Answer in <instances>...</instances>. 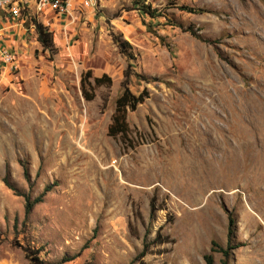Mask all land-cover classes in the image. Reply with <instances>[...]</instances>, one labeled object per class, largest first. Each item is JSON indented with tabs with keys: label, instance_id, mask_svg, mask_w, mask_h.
Masks as SVG:
<instances>
[{
	"label": "rangeland",
	"instance_id": "obj_1",
	"mask_svg": "<svg viewBox=\"0 0 264 264\" xmlns=\"http://www.w3.org/2000/svg\"><path fill=\"white\" fill-rule=\"evenodd\" d=\"M25 11L0 9V260L30 264L29 248L49 264H132L158 231L167 243L145 264H204L211 241L236 247L225 264H264V0H94L48 28ZM122 86L146 94L127 148L106 135ZM45 186L24 217L23 196Z\"/></svg>",
	"mask_w": 264,
	"mask_h": 264
},
{
	"label": "trees",
	"instance_id": "obj_2",
	"mask_svg": "<svg viewBox=\"0 0 264 264\" xmlns=\"http://www.w3.org/2000/svg\"><path fill=\"white\" fill-rule=\"evenodd\" d=\"M180 11H185L187 13H203L202 10L200 9H189L186 7H180ZM28 12V11H27ZM138 12L142 15L148 16V17H153L151 12L149 11L148 6H140L138 9ZM26 13V12H25ZM31 25L33 26L35 35H36V41L37 43L42 47V49H51L52 48V40L50 34L46 33V31L39 25L37 24L34 20L31 19ZM178 27H181L180 24L177 25ZM185 31L194 39L206 43L208 45H214L216 42L215 41H210L207 39L201 38L199 34H197L196 31H192L190 28H186ZM112 42L117 48L118 52L120 55L125 57L127 60H129V56H127V44L120 39L119 36H113L112 37ZM127 69L129 70L131 68L130 64H127ZM131 74L126 73L125 78H128ZM134 78H137L140 81L147 82L148 79L143 77V76H138V75H133ZM89 79V76L86 75L83 77L82 81H80V90L82 93V97L84 100L89 101L92 99V95L90 93H87L86 89H90V84L87 82ZM92 84L94 87H98L101 85H109V79L106 78L105 76H101L100 78H94L92 79ZM146 98V94L141 93L136 96L132 95L125 86H122V90L120 94L115 98L114 100V106H113V111L109 119V123L106 127V135L108 137L114 138V137H119L121 142L124 144V147L127 148L128 145L130 144V139H129V129L126 123V114L133 112L138 105H141ZM133 148L132 146L130 149ZM3 184L11 189L9 186L6 177L2 179ZM50 190V187L45 186L42 189V192L35 198L29 199L28 196H23V215L24 217H27L28 214L31 212L32 208L40 203L42 201V197L48 193ZM149 210H150V215L153 214L154 208H153V200L151 199L149 202ZM232 228H233V221L230 218H227V236H230L232 234ZM230 242V240H229ZM164 243H167V238L162 237L158 231H156L154 238L146 243L143 242L141 245V248L138 252V254L133 258L131 261L132 264H145L143 261V257L148 253L149 248L151 246H158L162 245ZM20 247V246H19ZM236 247H230L229 244L225 246V249H222L218 247L215 242L211 241L210 246L208 249V253L202 256V260L204 264H213L212 262V254L213 253H220L221 256L223 257V261L221 264H225V260L229 257L230 251H232ZM22 252L25 253V258L29 261L30 264H49L46 263L38 258V250H31L29 248H23ZM68 261V258L63 257L61 258L58 262L52 263V264H62L64 262ZM84 264H91V263H84Z\"/></svg>",
	"mask_w": 264,
	"mask_h": 264
},
{
	"label": "built area",
	"instance_id": "obj_3",
	"mask_svg": "<svg viewBox=\"0 0 264 264\" xmlns=\"http://www.w3.org/2000/svg\"><path fill=\"white\" fill-rule=\"evenodd\" d=\"M93 2L94 0H0V9L5 12L4 14L10 20L16 22L24 14L23 11L26 10L25 12H27L32 9L34 16H39L43 19L40 22L41 25L48 28L49 23L46 21H52L51 23H55L57 26H60L61 22L65 24L68 11L72 9V4L79 3L89 7L92 6ZM34 19L36 18L34 17ZM1 54L5 61L9 62L10 58L7 54L5 52Z\"/></svg>",
	"mask_w": 264,
	"mask_h": 264
},
{
	"label": "crops",
	"instance_id": "obj_4",
	"mask_svg": "<svg viewBox=\"0 0 264 264\" xmlns=\"http://www.w3.org/2000/svg\"><path fill=\"white\" fill-rule=\"evenodd\" d=\"M0 264H13V263L7 260H0Z\"/></svg>",
	"mask_w": 264,
	"mask_h": 264
}]
</instances>
